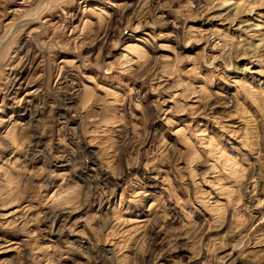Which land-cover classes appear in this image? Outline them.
Instances as JSON below:
<instances>
[{
    "label": "rangeland",
    "instance_id": "1",
    "mask_svg": "<svg viewBox=\"0 0 264 264\" xmlns=\"http://www.w3.org/2000/svg\"><path fill=\"white\" fill-rule=\"evenodd\" d=\"M0 264H264V0H0Z\"/></svg>",
    "mask_w": 264,
    "mask_h": 264
}]
</instances>
